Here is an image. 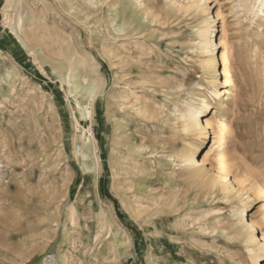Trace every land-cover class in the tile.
Wrapping results in <instances>:
<instances>
[{"label": "rangeland", "instance_id": "374dc122", "mask_svg": "<svg viewBox=\"0 0 264 264\" xmlns=\"http://www.w3.org/2000/svg\"><path fill=\"white\" fill-rule=\"evenodd\" d=\"M60 2L0 0V264H254V251L238 233L243 201L224 192L208 195L209 186L191 177L182 159L199 143L188 125V107L207 100L218 110L221 129L212 164L227 163L230 179L246 182L254 198L247 212L258 214L264 229V17L256 0L210 1L212 12L221 14L214 35L219 40L224 26L233 73L229 85H219L227 91L221 106L210 95L207 6L186 9L189 0H106L110 10L103 9L93 43ZM76 3L63 2L67 9ZM135 5L141 15H133ZM122 9L146 28L132 41L116 43L129 46L135 58L129 67L113 69L102 46L105 26L112 19L125 21ZM45 17L48 22L40 23ZM59 17L66 19L65 29L53 22ZM33 19L48 32L37 43L23 44L19 36L32 34ZM62 31L67 38L84 34L88 61L98 69L77 81L84 87L95 83L91 100L70 94V79L78 74L75 42L63 40ZM145 105L158 109L164 121L145 110L136 113ZM86 130L95 139L87 163H96L91 173L77 159L80 147L85 150ZM215 138L212 131L199 159ZM121 142L135 148L144 143L147 151L133 154ZM133 166L146 171L143 197L133 195L135 186L123 185L125 171L135 175ZM162 191L183 197L177 209L188 201L176 221L142 214L154 210L144 197ZM137 199L147 205L137 206ZM188 214L199 217L191 224ZM198 223L206 225L199 229ZM118 244L126 245V254Z\"/></svg>", "mask_w": 264, "mask_h": 264}, {"label": "bare ground", "instance_id": "6f19581e", "mask_svg": "<svg viewBox=\"0 0 264 264\" xmlns=\"http://www.w3.org/2000/svg\"><path fill=\"white\" fill-rule=\"evenodd\" d=\"M64 1L65 0H63V2ZM210 1L211 0H189L186 9H189L191 7H196V6L197 7L207 6L210 11L212 22L210 24L211 26L209 28V32L206 35L207 36L205 38L206 40H204L205 41L204 45H206L205 47H206L207 53L210 54L208 68L210 69L211 75H213V79L211 78L212 79L211 85L213 87V90L211 91L210 95L213 97L212 99L216 103V105L221 106L222 105L221 101L225 97L222 93H226L227 91L221 92V90L219 89V85L221 86L229 85L228 83L231 82L233 73H232V69L230 66L228 54L226 52L228 45H227V40L224 36V26L222 27L223 28L222 34L220 35L219 40H217V36L214 35V33L216 32L215 24H216L217 19L221 17V14H218V13L214 14L212 12ZM63 2L62 0L60 2L61 3L60 5L62 6L63 11L67 14V16L72 18L71 20H75L76 22L79 23V25L81 24L83 27L88 29L90 37H91L90 39L94 43V40L98 37L96 35V32L98 31L99 28L97 27L99 26V23H101V21L104 20V17L101 18V15L103 14V9L106 10L107 12L110 10L109 9L110 6L107 7L106 5L108 4H105L106 0H77V3L75 4V6L69 7L68 9L66 5L63 4ZM245 2L248 3V0H242V3L245 4ZM256 2L259 5L260 13L264 17V0H256ZM93 3L100 4L101 6L92 7L91 5ZM139 6L140 5H135L133 7L134 8L132 10L133 15H138V13L139 15H141V12L139 11V8H138ZM4 7H7V6H4ZM179 8L183 10L182 6H180ZM96 14H98V16H96ZM126 14H127L126 10L122 9V13H120L119 17L125 21L119 24H115L113 19L111 18L112 21H110L107 24V26H105L107 40L103 42V46H102L103 47L102 51L104 52L103 58L108 61L110 67L113 69L117 67H119L120 69L123 67L127 68L129 67L130 63L135 58L134 54L131 53V49L129 48V46H124V44L122 43L121 44H116V43L126 42L128 40L132 41V39H134V37H136L137 35L143 34L144 33L143 30L146 28V24L142 25L140 24L139 21L135 19L131 20L132 16L126 17ZM129 17L131 18L130 20L128 19ZM41 22L47 23L48 18L45 17L43 21H40V23ZM53 22L55 23L57 22V24H59V27L62 29H65L67 25V21L64 17H59L58 19L54 18ZM125 25L126 27H124V31L120 33L119 29ZM29 30H33V32H31L32 33L31 35L24 33L23 35L19 36V39L22 41L23 44H26L28 42L32 44L37 43L39 42V40H41L44 37V34L48 32L47 31L48 29H40L38 26V22L34 19L32 20L31 25L29 26ZM60 36L63 40H67V41L73 40L75 42V46H73V49H72V58H73L74 70H76L78 74L74 75L70 79L71 81L70 84L73 85V88H71L70 94L72 95L73 93H76V95L72 96L73 98H76V96L79 95L77 98V101L80 99H85V98H87V100L88 99L91 100V98L93 97L91 95L94 93V89H95L94 87L95 83H90V85L84 87L82 84H79V82L77 81L78 76L80 74H87V73L93 74L97 72V69H98L96 65H93L88 61V59L90 58L89 56L90 53L88 49L84 48V40H83L84 34L83 32H80V33L77 32V34L71 35L70 37L67 38V34L65 33V31H62V33H60ZM219 49H221V51H218ZM149 73H150L149 74L150 76L154 74V72L152 71H150ZM151 83L156 84V82H153V81ZM261 96L264 97V89H263ZM78 105L80 106L79 110L82 113H89L86 108L84 109L83 107H81L82 106L81 103H78ZM188 108H189V118L187 119L188 125L196 131L199 143L197 146H195V144H192L191 145L192 152L190 154H186L185 156H183V159H182L183 166L188 170L191 177L198 179L199 181L202 182L203 185L207 184L206 186H209L208 195H217V193L220 194L221 192H224L225 194H231L235 196V198L241 199L243 201V208L239 209L240 223H241V225L240 223L239 225L241 227L238 230L239 231L238 233L241 234V236L245 234L246 245L251 246L252 251H254V258H255L254 264H264L263 223L260 220V217L258 216V214L256 213L251 214L247 212V210L250 209V206L252 205L251 203L254 201V198H252L251 192L248 190L246 182L242 180L241 178L231 180L230 179L231 169L230 168L227 169L228 167L227 163H221L219 166H213L212 164L214 155L216 154L217 146L219 144L217 135L219 134L221 130L220 127L216 123L218 120V116H219L218 110L216 108H213L211 102L207 100H202V104L199 108H194L191 105ZM144 110L146 111L145 113H150L154 118H161V112L158 109L151 108L150 106H146V105L144 107L141 106L140 108H138L136 110V113L141 114L140 112ZM161 120L164 121L163 118H161ZM212 131H215L216 138L214 139L213 142H210L208 144L207 150L203 151V156L202 158L199 159L200 157L199 153L201 151V148H203V146L206 145L207 142L210 140ZM82 140H83L85 150H81V147H80V153L77 154V159L79 160V162L82 163L83 171L85 173H91V171L95 169L96 163H94L93 165H89V164L87 165L88 161L91 159L89 153L95 145V139L90 130L85 131L84 135L82 136ZM120 144L124 145L125 147H129V151L132 152L133 154L142 155L144 152L147 151V148H146L147 146L144 143L138 148L129 146V144L126 142H121ZM153 149H154V146L150 148V150L152 151ZM96 159L98 160L97 157H95V161ZM91 162H92V159H91ZM129 164L131 163L129 162ZM162 164H165V163H162ZM132 168L135 171V175L131 176L128 171H125L124 173L125 179L123 181V185L124 187L135 186L136 190L133 195L136 196V198L143 197L145 196V192L147 189L142 186V182L145 180L144 176H146L145 174L146 171L140 166H133ZM131 177H133L134 180L130 182L129 180L131 179ZM0 182H1V177H0ZM147 193H149V191ZM163 193H164L163 191L156 195L151 193L150 195H148V198L144 197L148 205L141 202L138 199L136 200L135 204L137 206L151 205L152 207H154L153 213L148 214V213L142 212V214H146L147 216L164 215L166 218L173 217L174 218L173 220L176 221L177 220L176 215H178L176 213L186 208L187 206L186 203H188V201L184 202L186 206L183 205L182 208L177 209L178 204L182 203L181 201H184L183 197L181 195H174L171 193H167L165 195L166 192L164 194ZM195 201L198 202L199 199ZM188 217L191 218L190 222L191 224H193L198 219L199 215L195 216V215L188 214ZM196 225H198L199 229L200 228L203 229L204 228L203 226H205L206 224L198 223ZM173 227L177 228L179 226L177 224V225H174ZM207 229H210V228H207ZM117 248L122 253L124 252L123 254H126V245L118 244ZM151 264H158V263L153 262Z\"/></svg>", "mask_w": 264, "mask_h": 264}, {"label": "snow or ice", "instance_id": "6c2138e0", "mask_svg": "<svg viewBox=\"0 0 264 264\" xmlns=\"http://www.w3.org/2000/svg\"><path fill=\"white\" fill-rule=\"evenodd\" d=\"M91 6H92V7H100L101 5H100V4L93 3ZM124 27H126V25L123 26V27H121V28L119 29V32H120V33H122V32L124 31Z\"/></svg>", "mask_w": 264, "mask_h": 264}, {"label": "trees", "instance_id": "16d2710c", "mask_svg": "<svg viewBox=\"0 0 264 264\" xmlns=\"http://www.w3.org/2000/svg\"><path fill=\"white\" fill-rule=\"evenodd\" d=\"M111 200H112V202L115 204L116 208L119 210V206H118L117 201H116L115 199H111ZM131 231L135 232L134 229L131 230Z\"/></svg>", "mask_w": 264, "mask_h": 264}]
</instances>
